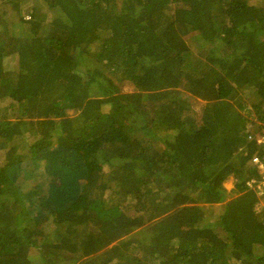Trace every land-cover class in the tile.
Returning a JSON list of instances; mask_svg holds the SVG:
<instances>
[{
    "label": "trees",
    "instance_id": "obj_1",
    "mask_svg": "<svg viewBox=\"0 0 264 264\" xmlns=\"http://www.w3.org/2000/svg\"><path fill=\"white\" fill-rule=\"evenodd\" d=\"M21 1L25 31L0 32V101L16 109L0 119V264H264V207L245 187L257 177L245 130L264 124V0H45L59 15L45 26ZM190 99L204 102L197 121ZM25 135V155L7 145ZM25 171L56 183L25 191ZM222 202L206 225L203 206ZM49 219L55 241L31 262Z\"/></svg>",
    "mask_w": 264,
    "mask_h": 264
},
{
    "label": "rangeland",
    "instance_id": "obj_2",
    "mask_svg": "<svg viewBox=\"0 0 264 264\" xmlns=\"http://www.w3.org/2000/svg\"><path fill=\"white\" fill-rule=\"evenodd\" d=\"M36 7V11L34 13V16L36 18L41 19V21L43 22L42 26H45L47 24V22H51V20H53L54 18H57L58 16L54 14V11L49 9L45 0H22L21 3H19V7L21 10V16H23V18L25 20H28V16H30V12L29 9L30 7ZM0 15H2L0 18V32H3V27L5 26L4 24L7 22L9 25H7V29L9 34H22L23 31H25L26 26H23V29H20L19 26V22L20 19L18 18V15L16 13V11L14 10L13 6H12V2H10V0H0ZM2 38L5 36L4 33H0ZM193 42H190L189 44H191ZM195 48V45L192 46V49ZM196 51V50H193ZM95 53V51L91 50L90 55L91 58L86 57V61L85 64H87L88 69H93L94 66H96L95 61L93 60V54ZM3 67L5 68V70H13L16 69L18 67L17 65V56L13 55L10 57H6L3 59ZM78 74V78L79 81L81 82H85L87 80V75L85 73V70L79 69L77 72ZM115 81V80H114ZM122 93H129L132 91V85L130 83H124L122 85ZM93 90V89H91ZM245 103L247 104V107L250 106L249 101L253 99V97H251L249 94L248 96H246L245 98H243ZM190 105H191V109L193 111V117L194 119L197 121L200 119L201 116V112H202V108L204 106V102L202 101H195V99H190L189 100ZM11 106H15V101L12 100L11 97H6L5 99H3L2 101H0V119L5 117L7 119H12L13 120V115L15 114L16 109L12 108ZM250 108V107H248ZM66 114L68 116H76L77 112H75L72 109H67L66 110ZM252 133H257L258 129L256 127H252L251 129ZM147 137L149 136L148 134H146ZM168 135V132L165 130H160L158 132H155L154 136H153V140H154V147L157 148H161L163 143L162 140L166 138V136ZM36 139L35 136H30V135H25V136H16L11 138L10 140H7V145L8 146H13L16 148L17 153L25 155L27 153V147L29 143H32L34 140ZM147 140V139H146ZM3 159H0V164H2ZM27 162V161H26ZM26 164V163H25ZM33 167L36 170H42L43 166L41 163H32ZM28 171V170H27ZM104 173H108V169H104L103 170ZM23 176V178H21ZM19 184L18 185H23L24 190L26 191H33L35 186H40V188L42 189V191L50 189L55 183L56 181L51 179L49 176L47 175H39L37 172L34 175H28L25 172L21 173V175L19 176ZM235 184L236 181L235 179H233V177H228V179L223 183V188L226 192V196L227 199L226 201L230 200L231 198L237 196L236 191H235ZM36 193V192H35ZM34 193V194H35ZM37 193H40L39 190H37ZM36 197H38L35 194ZM258 198V197H257ZM225 201V202H226ZM225 202H222L221 204H217V205H211V206H203V212H204V222L206 223V225H211V224H216L218 219H219V215L222 211V206ZM262 202L264 203L263 199L258 198V203ZM145 227V226H144ZM57 226L52 222L51 219H49L45 224H43L42 228H41V232L40 234L37 235L36 240L38 243L39 248L35 249V248H30L28 251V256L27 258L34 263L40 262L46 251H47V245L48 244H52V242L55 241V237H56V233H57ZM136 243H145L146 242V232L145 229L140 228L135 230V232L132 234L131 237ZM137 244H133V250L131 251V249L128 251V254L131 256H139L140 255V251L136 248ZM49 248V247H48ZM131 248V247H130ZM125 250H123L122 252H124ZM58 264H75L74 261H70V260H64V261H58Z\"/></svg>",
    "mask_w": 264,
    "mask_h": 264
},
{
    "label": "built area",
    "instance_id": "obj_3",
    "mask_svg": "<svg viewBox=\"0 0 264 264\" xmlns=\"http://www.w3.org/2000/svg\"><path fill=\"white\" fill-rule=\"evenodd\" d=\"M257 133L250 134L249 130H245L249 141L255 143L256 152L251 158L250 166L257 171V177H253L246 182V190H251L255 193L256 197L264 201V124ZM264 207V203L259 202L256 204L255 210L260 212Z\"/></svg>",
    "mask_w": 264,
    "mask_h": 264
}]
</instances>
